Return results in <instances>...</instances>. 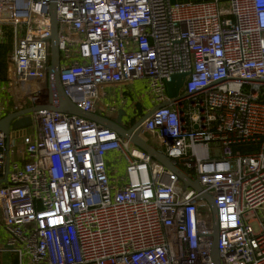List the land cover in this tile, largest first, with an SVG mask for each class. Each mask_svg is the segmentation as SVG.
<instances>
[{"label": "built area", "instance_id": "obj_1", "mask_svg": "<svg viewBox=\"0 0 264 264\" xmlns=\"http://www.w3.org/2000/svg\"><path fill=\"white\" fill-rule=\"evenodd\" d=\"M51 2L0 0L12 89L47 87ZM53 2L66 97L94 113L105 86L148 80L155 108L166 106L133 134L157 140L213 198L220 264H264V0ZM174 74L186 76L171 99ZM44 90L27 99L41 102ZM32 117L31 135H0V254L18 264H214L210 209L175 173L91 120ZM110 153L125 162L119 179Z\"/></svg>", "mask_w": 264, "mask_h": 264}, {"label": "water", "instance_id": "obj_2", "mask_svg": "<svg viewBox=\"0 0 264 264\" xmlns=\"http://www.w3.org/2000/svg\"><path fill=\"white\" fill-rule=\"evenodd\" d=\"M54 0L50 4L49 17L51 22L50 37V60L47 68V87L44 90L46 102H33L27 108H19L13 112L6 114L0 119V135L6 140L9 138H18L25 134L27 128L32 126V114L38 111H52L66 115L77 116L80 118L91 120L102 127L116 132L121 138L129 140L133 145L144 151L151 159L159 162L171 172L175 173L178 179L183 183V187H189L197 193V199L206 202L211 211L212 228L208 237L211 240L209 256L214 264H220L217 250L218 239V223L216 218V210L213 198L206 193L199 185L198 181H191L185 176L178 168H176L163 154L158 152L155 148L150 146L146 141L133 134L135 128L151 113L156 107L148 111L140 120L133 124L130 128H124L121 124V118L124 116L123 111L118 112L115 120L94 114L85 113L81 111L74 103H72L64 94L63 87L59 80L60 74V53H59V40L58 28L54 16ZM185 74H174L166 83V92L169 98L175 99L178 97V92L184 82Z\"/></svg>", "mask_w": 264, "mask_h": 264}, {"label": "crops", "instance_id": "obj_3", "mask_svg": "<svg viewBox=\"0 0 264 264\" xmlns=\"http://www.w3.org/2000/svg\"><path fill=\"white\" fill-rule=\"evenodd\" d=\"M170 1L172 3H175V2H205V1H211V0H179V1L170 0ZM6 73H7V71H6ZM136 81H133V82H131V84H128V85L105 86L101 90L100 98L96 104L97 108H96V111L94 112V114L109 118L111 120H115L118 116V112L123 111L124 116H122L121 122H122V124H124L125 128H130V126H132V125H129L128 122L130 120V117H132L134 115L133 114L134 109L136 108L141 114H143L145 112L144 108H142V107L139 108V106L136 103L135 98L133 96V94L136 93V92H134L135 91L134 90V83ZM140 81H143V80H140ZM10 88H11V86H9L7 83V75H6L4 79H0V119L10 112H13L19 108H27L31 105V103L27 104V102H26L27 98L24 101L22 99H20L15 91L12 94L10 91ZM15 96L17 98L16 102L13 100V98H15ZM46 101H47V98H44L41 102L44 103ZM104 104L105 105L109 104V105L115 107L116 112H114L112 115L107 114L103 108ZM154 108H155V105H153V104L150 106H147L148 110H152ZM25 134L29 135L27 129L25 131ZM14 139H16V138H11V140H14ZM150 145L154 148V146L152 144H150ZM15 160L20 161L21 163L23 162L20 155H16ZM105 161H106V165L108 167V174H109L111 179H119L120 177H122V176H117V174H116V172L118 171L119 168L124 169V166H125V162L119 154L110 153L105 157ZM114 167L116 169H114ZM7 254L10 257V264L12 263L13 258L17 259V257L14 254H12V253H7ZM0 264H6V263L2 262ZM17 264H18V262H17Z\"/></svg>", "mask_w": 264, "mask_h": 264}, {"label": "rangeland", "instance_id": "obj_4", "mask_svg": "<svg viewBox=\"0 0 264 264\" xmlns=\"http://www.w3.org/2000/svg\"><path fill=\"white\" fill-rule=\"evenodd\" d=\"M174 1V0H172ZM179 1V0H177ZM220 8L223 10L228 9V4L227 3H221L220 4ZM61 64H63V59L60 62ZM42 89H46V84L44 82H40V81H35V80H30L26 83H21L17 89H11L10 91L13 94V92L15 91L18 95V97L20 99L23 100L24 97L27 98L28 95H31L33 93L38 92L39 90ZM134 92H136L135 94H133L136 103L138 104L139 108H144L147 109V106H150L154 103V98L150 93V89H149V82L148 80L144 79L143 81L137 80L134 83ZM14 101H17V98L15 96V98H13ZM27 104H30L31 101L29 99L26 100ZM28 134L30 135L32 133V127L27 128ZM149 141L150 143L154 146V148L159 151V152H163L164 151V147H161V145L159 144V142L153 138L149 137ZM234 151H240L242 153L246 152V148H234ZM178 168H181L180 164H177ZM114 169H116L114 167ZM113 169V170H114ZM117 176H123L124 174V169L119 168L118 171L116 172ZM208 213L211 216V211L208 210ZM258 219L262 218V215H257ZM252 228L254 230H256L257 225L255 223L251 224ZM6 263V264H10V257L8 256L7 253H3L0 255V263Z\"/></svg>", "mask_w": 264, "mask_h": 264}, {"label": "trees", "instance_id": "obj_5", "mask_svg": "<svg viewBox=\"0 0 264 264\" xmlns=\"http://www.w3.org/2000/svg\"><path fill=\"white\" fill-rule=\"evenodd\" d=\"M12 49L11 36L7 35V41L0 44V79H4L7 71V56ZM11 264H17V259L13 258Z\"/></svg>", "mask_w": 264, "mask_h": 264}, {"label": "flooded vegetation", "instance_id": "obj_6", "mask_svg": "<svg viewBox=\"0 0 264 264\" xmlns=\"http://www.w3.org/2000/svg\"><path fill=\"white\" fill-rule=\"evenodd\" d=\"M146 110V109H145ZM133 116L132 117H130V120H129V122H128V124L129 125H133L134 123H136V121L137 120H140L144 115H145V112L143 113V114H141L136 108L134 109V111H133ZM120 125H122V127H124L125 128V126H124V124H122V122H121V124ZM128 125V126H129Z\"/></svg>", "mask_w": 264, "mask_h": 264}]
</instances>
